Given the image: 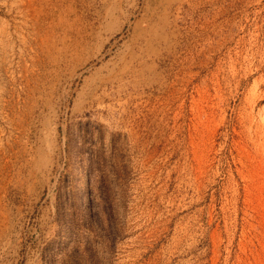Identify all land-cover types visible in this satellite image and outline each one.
Wrapping results in <instances>:
<instances>
[{
	"label": "rangeland",
	"instance_id": "374dc122",
	"mask_svg": "<svg viewBox=\"0 0 264 264\" xmlns=\"http://www.w3.org/2000/svg\"><path fill=\"white\" fill-rule=\"evenodd\" d=\"M0 264H264V0H0Z\"/></svg>",
	"mask_w": 264,
	"mask_h": 264
}]
</instances>
